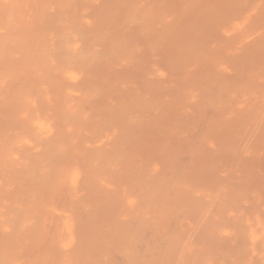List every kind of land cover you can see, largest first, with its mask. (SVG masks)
<instances>
[{"label": "bare ground", "instance_id": "6f19581e", "mask_svg": "<svg viewBox=\"0 0 264 264\" xmlns=\"http://www.w3.org/2000/svg\"><path fill=\"white\" fill-rule=\"evenodd\" d=\"M0 264H264V0H0Z\"/></svg>", "mask_w": 264, "mask_h": 264}, {"label": "rangeland", "instance_id": "374dc122", "mask_svg": "<svg viewBox=\"0 0 264 264\" xmlns=\"http://www.w3.org/2000/svg\"><path fill=\"white\" fill-rule=\"evenodd\" d=\"M249 223V222H248ZM245 224H247V221H246V223ZM253 229H255V227L253 228Z\"/></svg>", "mask_w": 264, "mask_h": 264}]
</instances>
